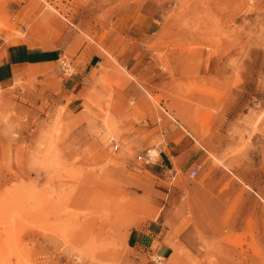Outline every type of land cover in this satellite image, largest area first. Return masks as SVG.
I'll return each mask as SVG.
<instances>
[{"label": "rangeland", "instance_id": "1", "mask_svg": "<svg viewBox=\"0 0 264 264\" xmlns=\"http://www.w3.org/2000/svg\"><path fill=\"white\" fill-rule=\"evenodd\" d=\"M43 2L88 47L0 78V264H264V0Z\"/></svg>", "mask_w": 264, "mask_h": 264}, {"label": "crops", "instance_id": "2", "mask_svg": "<svg viewBox=\"0 0 264 264\" xmlns=\"http://www.w3.org/2000/svg\"><path fill=\"white\" fill-rule=\"evenodd\" d=\"M44 0H5L4 13L9 17V30L2 35L4 52L0 56V78L10 82L15 72L31 67L39 69L47 56H78L87 49L77 26L69 21L55 20L42 11ZM44 14V15H43ZM1 44V42H0ZM43 61V62H42ZM83 69L86 62L75 59Z\"/></svg>", "mask_w": 264, "mask_h": 264}, {"label": "built area", "instance_id": "3", "mask_svg": "<svg viewBox=\"0 0 264 264\" xmlns=\"http://www.w3.org/2000/svg\"><path fill=\"white\" fill-rule=\"evenodd\" d=\"M109 143L112 146L113 150L116 152L120 148L119 141L115 137L109 138ZM137 159L144 163L145 165H152L156 163L155 158L148 152L145 155H140L137 157ZM202 166L200 164H196L191 171L189 172V177L191 179H194L197 177L198 173L200 172ZM152 264H167L166 258L162 255L155 254L151 257Z\"/></svg>", "mask_w": 264, "mask_h": 264}]
</instances>
